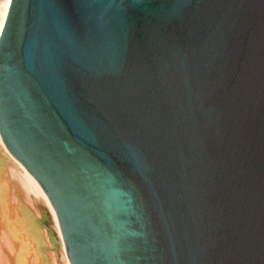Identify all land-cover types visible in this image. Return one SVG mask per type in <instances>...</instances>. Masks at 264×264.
<instances>
[{
  "label": "water",
  "instance_id": "water-1",
  "mask_svg": "<svg viewBox=\"0 0 264 264\" xmlns=\"http://www.w3.org/2000/svg\"><path fill=\"white\" fill-rule=\"evenodd\" d=\"M0 137L69 264H264V0H10Z\"/></svg>",
  "mask_w": 264,
  "mask_h": 264
},
{
  "label": "rangeland",
  "instance_id": "rangeland-1",
  "mask_svg": "<svg viewBox=\"0 0 264 264\" xmlns=\"http://www.w3.org/2000/svg\"><path fill=\"white\" fill-rule=\"evenodd\" d=\"M37 212L6 173L0 171V264H57L60 261L49 217L41 210Z\"/></svg>",
  "mask_w": 264,
  "mask_h": 264
},
{
  "label": "bare ground",
  "instance_id": "bare-ground-1",
  "mask_svg": "<svg viewBox=\"0 0 264 264\" xmlns=\"http://www.w3.org/2000/svg\"><path fill=\"white\" fill-rule=\"evenodd\" d=\"M9 3L10 0H0V31L6 16ZM0 171L6 173V175L11 179V183L14 185L16 189H18L21 193H23L25 201L28 202L30 205H32L35 212L38 210L37 213H39V210H41L42 213H44L49 217L51 224L50 227H52L51 229L53 230V232H51L52 233L51 236L53 235V238H55V241L57 243L56 245L58 251V258H59L58 260H60L58 263L69 264L68 258L66 256L59 224L55 216V213L53 211V208L50 206L49 202L47 201L39 184L30 176V174L26 171V169L9 154V152L7 151L1 140V137H0ZM35 227L37 226L35 225Z\"/></svg>",
  "mask_w": 264,
  "mask_h": 264
}]
</instances>
